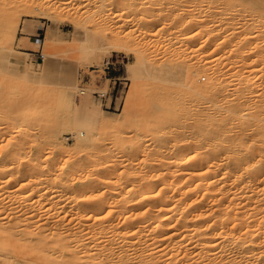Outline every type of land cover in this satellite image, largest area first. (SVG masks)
Returning <instances> with one entry per match:
<instances>
[{
	"label": "bare ground",
	"instance_id": "bare-ground-1",
	"mask_svg": "<svg viewBox=\"0 0 264 264\" xmlns=\"http://www.w3.org/2000/svg\"><path fill=\"white\" fill-rule=\"evenodd\" d=\"M38 1L46 4L45 0ZM195 1H198L201 6L204 5L201 7L203 9L200 16L197 17V13L193 14L200 19H197V22L194 21L195 19L188 20L186 25H188L187 28L191 26L190 29L194 22L195 25L203 26L204 35L201 38L203 41L200 40L199 44L201 48L194 45L196 49L195 47L192 49L196 51L200 48L203 52L207 49H211L209 52L215 49L221 51L218 55L223 54L222 57L215 53V58L212 53H210L212 57H206V54L204 55L201 51L199 53L197 50L198 54L206 57L202 59L198 56L203 62L196 59L198 54L196 55L193 51L196 55V63L193 65L183 63L187 61L185 57V61L175 65L169 61L153 62L142 54L133 63L125 65L123 79L134 81L137 88L155 86L154 88L165 91L167 100L175 98L177 94L174 92L178 91L189 101L191 100L190 108L187 107L189 105L184 106V103L188 101L182 97L184 95L181 94L183 101L187 100L184 103L180 101L182 99H179L180 96L175 98L179 99L184 110L188 108L189 115L187 113L181 115L180 113L184 112H177H180L182 117L190 118L183 121L181 117L182 121L175 120L176 123L173 121L175 118L172 114H168L172 120L171 118L168 120V117L167 120L159 117L165 115L167 109L164 107L167 108V106L162 104L165 102L168 105V101L166 102L164 94L160 95L157 92L159 97H162L161 100L165 101L160 102L159 98L160 105L155 102L156 105L152 103V106L155 105L154 108L158 113L154 111L157 114H162L158 115L161 120L149 121L154 116H148V114L144 120L145 122L148 120L145 123L148 126L145 129L149 128L148 132L154 128L152 133L156 134L158 143L154 140V136V139L150 137L149 141L151 144L156 143L155 147L149 145L147 140L145 141L147 146L144 148L143 143L141 145V142L138 143L136 140L142 139L143 135L145 139L142 140H146L148 138L146 136H152L150 133L145 135L142 130L141 133L144 134L139 137L136 132L139 129L136 128L135 133H132L135 134L134 136L131 134L134 130H127V134L123 127L133 123L129 124V120H125V114H120L119 117L124 116L123 122L122 118H119L125 132L123 136L127 134L125 136L127 137L130 134L129 136L138 137L132 139L136 140L137 144L131 143L135 148L133 150H136L135 154L130 149L132 150L130 155L135 158L127 154L129 149L123 152L124 156L126 154L129 156L128 158L127 156L123 158V155L119 154L122 150L118 154L123 159L120 161L118 156L120 162H117L114 158L117 147L122 144L120 139L123 142L121 135L123 132L116 128L121 134L116 132L120 135L116 139L119 142L117 141V146L114 147L115 154L112 153L114 150L110 149L111 151L103 152L100 157L93 158V155L88 158L87 165H80V152L86 153L85 151L93 147L97 149L96 138L101 132L105 119L100 102L90 101L91 94L97 93V90L93 91L88 86L82 87L77 77L75 81L72 78V81L68 80L70 78L67 71L68 77L65 74L64 77L67 79L65 78L64 84L67 82L65 86L82 94V102L75 112L70 114L71 117L69 113L67 118L64 116L67 120L68 117L70 118L68 120L71 121L70 123L67 120H64L66 123H60L59 119L58 121L54 119L55 122L40 126L44 127L42 137L40 136L42 140L33 139V142L36 141L37 150L28 151L30 154L26 162L20 157L24 153L20 154V151L16 152V149L19 145L24 146L29 143L34 135L32 134L34 132L31 133L34 128L28 130L29 124L33 125L29 121L26 124L28 115L31 116V113L23 112L22 116H18L25 119V124H21L24 130L21 131L22 128H20L19 139L13 137L9 146H3L4 148L0 149V264H264V0H192V2ZM30 2L31 0H0V35L3 32L7 38H10L11 31H15L17 13L25 11V8L29 14L34 11ZM173 3L172 5L175 6ZM92 4H94L93 0H87L85 5L92 9L95 6ZM172 5L170 8H176ZM151 9V11L155 10ZM144 10L143 15L146 17L142 19L148 27L159 24L161 20L164 22L165 17L173 15H163L165 12L155 14L156 12L148 11L147 7ZM119 12H115L117 17L122 16V11L120 14ZM128 14H123L125 16V18L122 16L125 19V21L122 19L125 22L123 24L132 23L135 20L134 15L128 16ZM178 15L181 16V14ZM172 19L178 20L175 17ZM56 22L57 20L53 19V26L48 29L45 40H52ZM176 24H172L171 27ZM26 28L25 32H28ZM183 28L184 26L182 30L185 32L186 28ZM196 30L199 31L198 28ZM91 32L84 29L81 38L78 39L81 62H90L91 59L103 53V50L109 48L99 43L95 33ZM189 33L185 35L189 36ZM188 36L184 37V41L191 48L192 44L198 43L197 36ZM184 41L181 42L185 44ZM182 50L184 51V48ZM4 51L5 49L2 53ZM189 52L187 55H191ZM182 54L183 52L178 56H183ZM12 55L16 56V54ZM43 55L47 62H53L56 59L53 54L44 53ZM3 63L2 67L6 69L7 75L10 72L13 75H20L19 65L11 61L9 56L3 57ZM111 63V59L107 58L104 65ZM6 73L0 77V80H3L4 84L9 83L7 80H12V83L1 89V93H6L5 99L11 97L9 104L8 101L3 103V106L7 104L5 114L6 116H12L15 113L20 115L21 106L18 107L20 100L18 98V101L16 96L27 97L32 101L33 95L20 90L25 88L19 81L21 79H15L18 80L15 83V80L9 78ZM203 73L207 76L210 74L209 77L214 76L216 81L214 83L209 81L211 78L205 77ZM21 74L30 75L31 73L26 67ZM204 80L211 83H204ZM19 85L21 88L18 87ZM72 89H70L71 94ZM145 90L149 89L146 87ZM172 93L176 95L172 96ZM101 94H106V90H101ZM167 95L171 97L167 98ZM145 97L148 98V96ZM68 101L71 108L73 101L69 98ZM170 102L173 103V100ZM134 103L136 102L133 99H128L127 106H133ZM172 103L171 105H174ZM171 105L169 104L170 107ZM169 106L168 109H171L173 113L174 107L178 104L173 108ZM181 106L179 105L177 109L182 110ZM146 107L151 114L153 107L150 108V104ZM163 108L164 115L160 113L163 112ZM143 110L145 111V108ZM144 114H141L143 119ZM155 117L157 118V115ZM30 119L32 120L33 117ZM11 124L8 127L12 128ZM63 125L71 126L73 129L75 143L72 148L76 153L74 150L72 151L74 153L70 152L67 145L61 144L63 141L59 137L63 129H60V126ZM145 125L143 123L138 127L142 128ZM11 133L14 134V132ZM101 135L104 134L101 133ZM125 137L124 142L130 143ZM126 146L125 149L128 148ZM55 148H58L60 155L69 158V160L64 158L66 162L64 161L63 165L59 162L60 166H56L57 160L54 162L55 165L49 162L48 151L46 154L44 152V149H49V154H53L57 150ZM87 155L91 156L92 152L91 155L90 153ZM141 157L142 160L140 159L139 163H134V160ZM107 188L113 190L108 196L106 194L109 192L104 191ZM102 191L105 192L106 197Z\"/></svg>",
	"mask_w": 264,
	"mask_h": 264
},
{
	"label": "rangeland",
	"instance_id": "rangeland-1",
	"mask_svg": "<svg viewBox=\"0 0 264 264\" xmlns=\"http://www.w3.org/2000/svg\"><path fill=\"white\" fill-rule=\"evenodd\" d=\"M85 1L87 2V0H85ZM85 1L84 0H45L44 2L46 4H43L41 1L31 0L30 3L32 5L34 11H32V13L29 14V11L26 10V8H25V11L22 10V11L18 12L17 13V17H16L17 22L15 24V31H11L10 38H7L6 35L3 32L0 35V50H2V51H3V49H5V51L7 50L6 52L5 51L3 52L4 54L2 53V51L0 53L1 54L0 62L2 61L0 63V77L3 76V74H5L7 72L6 69H4L2 67V65H4L3 57L9 56L11 61H13V62H15V63H17L19 65L18 70H19V74L20 75L16 74L17 75L16 76V75H13V73L11 74V72L8 75L6 73V75L9 78H12L14 80L15 79H18V80L21 79L19 81L24 84V85L23 84H21V85H23L25 88L24 89H20V90H22V91L24 90L25 93L33 95L32 96V98H33L32 101L29 100L27 97H25V98L21 97L20 94H19L20 97H18V95H17L16 99L18 100V98H19V100H20V102H18V104H19L18 107L21 106L19 108L21 111L18 110V112L20 111V115L18 113H15V114H13L14 117H13V115L12 116H8V115L6 116L5 108L7 107V104H4V106H3V103H4V101H5V103H7L6 101H8V104H9V102H11V100H9L11 97L6 98V99H8V100H6L5 99L6 93H1V92L3 90V87L11 85L10 83H12V80H10L11 82L9 80H7L9 82L8 84H4V81L2 80L3 81L2 82L0 80L1 81L0 82V96H1L0 104H1V101H2V104H1L2 106L0 107V122H1L0 123V128H1L0 129V133H1L0 134V149L4 148L6 146H9L10 143L12 142L13 137H16V139H17L18 137H20V134H21L20 132L22 130H24V128L21 127V124H25V119L23 117H19L18 118V116H22L23 112L25 114L26 113L27 114L31 113L30 114L31 116L28 115V119H30V117L31 118L33 117V119L32 120L31 119L30 120L27 119L26 120V124H28L29 122H32L33 126H31V123H30L28 130H31L33 128L34 129L37 128L36 130H38V132L36 130H35L36 132L33 131L34 130L33 129L31 131V133L34 132V133H32L34 135L31 134L33 137L30 138L29 143L25 144L24 146H20V145L17 146V149L19 147H21V148L18 149V151L16 149V152L20 151L19 152L20 154L24 153L20 157H21V159H23V161L25 159V162L29 158L28 157V155L30 154L29 152L30 151L31 152H35L37 150L35 148V147H37V146H35V142H36L35 140H39V141L42 140V138H40V136L42 137V132H43L44 127H40V126H45V125H42V124H50V123H52V121L53 122L58 121V119H59V121H61L60 123H62V122L66 123L65 121L67 120L66 118H67L68 113H69V115L70 114L72 115L75 112V109L78 108L77 106H79L80 102H82V97H83L82 94H80L79 92H75V89H72V88H69L68 86H65L67 82L64 84V82H65L64 80L67 79L68 75H69L68 78H70L68 80H70V81L74 80L75 81L76 77H77V79L79 80V83H80V85L82 87H84V86L87 87L88 86L93 91L97 90V93H100V95H97L96 93L91 94L92 96L90 97L91 98L90 101H93L95 103H98L97 101L100 102V107H101V109L103 111V116H104V119H105V122L103 123L104 125L102 124L101 132L97 136L98 139L96 138V140H97L96 142L97 143H96L95 146H97V149H96V147H93L95 149L90 148L92 150L89 149L90 151L89 150L85 151L86 153L89 151L88 153H90V155H91V152H92L91 156L87 155L88 153L87 154L84 153V151H83V153L80 152L81 153V155L79 154L80 155V159H81L79 161L80 165L81 164L82 165L83 164L87 165V161L89 163V159L88 158L93 157V155H94L93 158H96V156L100 157V155H102L103 152L111 151L110 149L114 150V151H112V153L114 152L113 154H115V152L117 151L116 154H115L116 156L114 155V158H116V161L118 162L121 159L120 155L122 156L124 154L123 152L125 150H126L125 152H127V150L129 149L127 154L128 153H129L128 155L131 154L130 152H132V150L135 149V148H133V146H132L133 144H131V143L136 142V140L138 141V143L141 142L140 143L141 145L143 143L142 147H144V146L146 147L147 146L146 142H147V140L148 141L151 140V139H149L150 137L152 139L155 138L154 140H156V138H157V136L155 137L156 134L152 133V130H154V128H151V127H153V126L150 127L151 129H150L149 132L147 131V130H149V128L145 129V127H148V126L145 125V123L148 120H146V122L144 121L147 118L146 117L147 114H148V116H154L155 119L154 118H151V120L149 119V121L153 120L152 122H155V120L158 121V119L161 120V118H163V119L165 118L167 120V117H168V120H169V118H171L170 120H172V117L170 115L168 116V114H172L173 118H175V119H173V121H175V120L179 121V120H181V117H182L181 115H184V114L186 115V113L188 111V108L187 109L185 108L186 111L184 110V106L186 107V105H189L187 107H190V108L192 106L189 103V102H191V100L189 101L187 99V97L184 94L181 93L182 95H184L182 97H185L188 100V101L185 100L187 102L183 101L184 99L181 97V94L178 91L174 92L178 96L176 94L173 95V93H172V96L176 95L175 98H177L179 96H180L179 99L182 98V99H180V101H183V103L185 102L184 106L182 105L183 108H181L182 106H181V102L179 101V99H175V98L172 97L171 100H170V98H168L170 95H167V98L169 99V100H167L166 96L164 94L165 91L163 92V90H161V89L158 90L157 87L154 88L155 86H146L147 89L150 90V92H149V90H145L146 87H142V86L138 85V86L141 87V88L139 87L140 90H138L139 88H137V85H134V81L128 80V79H123L125 77V65L127 63L128 64L129 63H133L134 61H136V58L138 56L142 55V54H144L146 57H149V59H151L153 62L157 61V63H160V62L162 63V62H168L169 61L171 63H174L175 65L178 62L182 63V61H185V60H187V61L183 62V63H185L187 65H189V64L193 65V63H196V59L199 60L198 56L202 57L203 54L204 55L206 54V57L207 56L208 57H212V54H213V58H215L214 57V53L216 55L221 54L220 53L221 51H217L215 49L214 50L212 49L213 51H211V52H209L211 49L210 50H208V49L204 50V52H203L202 49L200 50L201 47L199 46V44L201 43L200 40H202L201 38H203L202 36L204 35L203 34V29L204 28H203V26H199V24L195 25V22H197L200 19V18H197V17L200 16V13H202V9L203 8H201V7L204 6V5L202 4V6H201V4L198 1H195L196 2L195 3V2H192V0H186V1L185 0H180V1L179 0H174V1L173 0H168L167 1L168 3L166 2V4H165L166 0H160V1L159 0H152V1L151 0H138V1L137 0H93V3L95 4V6H93L94 4H92V6H93L92 9L89 8V7H86V5H85L86 2ZM116 1H119V2H116ZM120 1H122V2H120ZM130 1H132V2H130ZM149 1L152 2V4ZM187 1L190 2V3H188ZM170 2H172V3L174 2L173 4H175V6L172 5V3H170ZM132 3H133V5H132ZM181 3L183 5H181ZM198 4H200V5H198ZM129 5H130V7H129ZM168 5H170V6H168ZM171 5L176 7V8H174L175 10L172 9L173 7L170 8ZM144 6L147 7L148 11H150L152 13L156 12L155 14H158V12H159V14H162V13L165 12L163 15L167 14L168 16L169 15L171 16V14H173L171 17L172 18L175 17L178 20L172 19L171 17H168V18L165 17L167 20L165 18L163 19L164 22L161 20L162 22L160 21V23H162V24L159 23L157 25H149L151 27H148V25H146L144 23L143 19H142V18L145 19V17H146V15H143V14H145L143 11H145L144 9L146 8ZM191 6L192 7L195 6V7L192 8ZM196 6L197 7L199 6V7L197 8ZM131 7H132V10L130 11ZM138 7L140 8V10H138L139 9ZM148 7H150V8H148ZM151 8H154L155 10L151 11L152 10ZM195 8H197V9H195ZM200 8H201V10H200ZM22 9H24V8H22ZM33 9H31V10H33ZM40 9L42 10V12H41ZM157 9H159L161 11H162V9H165V10L160 12ZM170 9H171V11H166V10H170ZM194 9L197 10V11H195ZM119 11L120 12L122 11V16L124 18H125L124 15H127L128 13H129L128 16L130 14L132 16L134 15L133 18L135 20H133L132 23L123 24V23H125V22H123V21H125V19L122 16L120 17V15H118V17L116 16V13H118ZM133 11L135 12V14L133 13ZM27 12H28V14H27ZM98 12H100V13H98ZM120 12H119V14H120ZM137 12H139V13H137ZM182 12H184V13L182 14ZM96 13H97V15H96ZM195 13H197V15ZM178 14H181V16H179ZM193 14H195L197 17L193 16ZM97 16H98V18H97ZM188 16L191 17V18L188 19L189 18ZM169 18L171 20H169ZM53 19L57 20V22L55 24V29H54L55 32L53 33V38H52V40H45V38L47 37L48 29L50 28V26H53ZM122 19H124V20L122 21ZM179 19H180V21H179ZM184 19H186V20H184ZM191 19H195L194 20L195 22L193 21L194 22L193 23V27L190 29L191 26L189 28H187L188 25H186V24H187L188 20H191ZM140 20H141V22H140ZM173 20H174V23H172ZM169 21L171 23H169ZM184 21L185 22L187 21V22L184 24L183 23ZM165 24H166V26H164ZM172 24H176V25H173L174 28L171 27ZM179 25H180V27H178ZM181 25L184 26L183 29L186 28L185 32H184V30H182L183 26H181ZM25 26L30 29L29 33L25 32V28H26ZM195 26H196V28H195ZM169 28H171V29H169ZM197 28L199 29V31L196 30ZM37 29H38V32H37ZM84 29L90 30V32L93 31L91 33H93V34L95 33L94 35L96 36L97 41L99 43L105 44V45H107L109 47V48H107L108 50L107 49L103 50V53H100L98 55V57L91 59V61L87 62V63H86V61H82V62L80 61V55H79L80 52L78 50L79 49V45H80V43H79L80 40H78V39L81 38V36H82L81 34L84 31ZM175 29H177V30H175ZM178 30H180V31H178ZM201 30H202V32H201ZM0 33H1V31H0ZM37 33L39 35H37ZM185 33H187V34L189 33V36H191V37H192V35L193 36H197V42L198 43L192 44L191 48H189V44L184 41V37L186 38L188 36V35L186 36ZM199 33H201L202 35L199 34ZM31 34H35V37H33V39H37L40 42L39 45L33 46V52L36 55H30L29 53H27V52H30L28 48L31 47V45H30ZM118 36L120 38H118ZM118 40H120V41H118ZM181 41H184L185 44H183V42H181ZM117 42H118V45H117ZM126 44H127V46H126ZM166 44H168V45H166ZM183 45H186L187 47L185 46L186 47L185 48ZM194 45L196 47H198V46L200 47L197 50H199V53L202 52L203 53L202 55L198 54L197 50L195 51L196 47ZM120 46H121V48H120ZM193 47H195L194 50L192 49ZM183 48H184L185 52L182 50ZM177 49H178V51H177ZM9 50H14L15 52H13V51L10 52ZM180 50L183 52V54H182L183 56H178V55H181V53H182V52H180ZM186 50H187V52H186ZM189 50H190V52H189ZM173 51L175 53H173ZM193 51H195L196 55L197 54L198 55L196 56ZM188 52L191 55H187ZM10 53L11 54H16V56L15 55L11 56ZM41 53L42 54L49 53V54L55 55L56 56L55 57L56 58L55 61L57 60L56 64L54 63L55 61L47 62V59H46V57L44 55H43L44 58L40 57ZM192 53H194V55H192ZM210 53H212V54H210ZM222 55L221 56L218 55V56L222 57ZM195 56H196V59H195ZM185 57H187V59H185ZM190 57H193V58H190ZM206 57L204 56V57H202V59H206ZM107 58L111 59V61H112V63L109 64L110 65L109 69H105L108 65H104L105 60ZM188 59H192V60L190 61ZM202 59L200 58L199 62H201ZM25 63H26V65H25ZM67 66H68V68H66ZM26 67L30 70L31 74L33 72L32 76H31V74L30 75L21 74ZM8 70L12 71L11 68H8ZM66 71H67L68 75L66 74ZM210 72H212V70H210ZM65 74H66L67 77H64ZM203 74H202V76H203ZM18 76H20V78ZM204 76L205 77H209L210 74L208 76L204 74ZM30 77H33V78H30ZM71 78H72V80H71ZM81 79H83V82H81L82 81ZM108 79H110V80H108ZM209 79H210L209 81H212L213 83L216 81V78H214V76L209 77ZM213 79H215V80H213ZM18 80H15V83H17ZM206 81H208V80H206ZM206 81L204 83H211L209 81L208 82H206ZM21 85H19L18 87H20ZM28 86H30V87H28ZM70 89H72V94H71V90ZM134 89H136L135 93H134ZM69 90H70V94H69ZM101 90H106V94H103V95H105V99H103V97H101V95H102L101 94ZM155 90H156V92H155ZM160 90H161L162 93L160 92ZM143 92L146 95H144ZM145 92H147V93H145ZM157 92L160 93V95L164 94V98H165L166 102L168 101L167 102L168 105L165 104V102H164V104H162L163 102L161 103L163 106H167V108L164 107L165 109H167L166 113L164 112L165 111L164 108H163V112L159 111L160 113H163V115L165 113L164 116H159L161 118H159L158 115H162V114H157L158 112L156 111V109L154 107H155L156 103H159L158 105H160V102L161 101H165V100H161L162 97H159V94ZM25 93H23V94H25ZM148 93H149V95H148ZM138 94H139V96H138ZM166 94H168V92ZM71 95L73 97H71ZM8 96H10V95H8ZM135 96H136V98L137 97L138 98L136 99ZM145 96H148V98L150 100L147 97H145ZM153 96H155V97H153ZM156 96H158V97H156ZM130 97H132V98H130ZM68 98L73 101L71 103L72 104L71 108H70V105H69ZM159 98H160V100H159ZM3 99H5V100H3ZM34 99L36 101H34ZM128 99H133V101L136 102V103H134L133 106H130L131 108L127 106ZM172 100H173V103L172 102L169 103V101H172ZM28 101H29V103H28ZM174 101L178 104V106L179 105L181 106L180 109H182L183 111L177 109L178 106H176V107H174L175 110L177 109L176 112L174 113V111H175L174 109H173L174 110L173 113H172L171 109H170L171 110V112H170V110L168 109L169 104L170 105H171V103L174 104V105H171L172 108H173V106L177 105L176 103H174ZM32 102H35L36 104L32 103ZM24 103H26V104L23 105ZM152 103L155 104V105L152 106ZM148 104H150V108L153 107L151 109V111H150L151 114H149V111L147 110V107H146V106H148ZM144 105H146V106H144ZM61 106L62 107L64 106L63 109H62ZM141 107L143 109L145 108V111L143 109H141ZM31 109H33L32 110L33 112L30 111ZM45 109H46V111H45ZM139 109H140V111H139ZM127 110H129V111H127ZM142 111H144L145 113L147 111L148 113L144 114V112H142ZM177 111L184 112V113H180L179 112L181 114L180 115ZM168 112H170V113H168ZM37 113H38V115H37ZM78 113H81V112L79 111ZM120 114H125V120L126 121L129 120L128 121L129 124H131V123H133V124L123 127L122 122L124 121L123 120L124 116L123 115H122L123 117L120 116L122 118V120H121L122 122H120V119H121L119 117ZM141 114L142 115L144 114V116H145L144 119H143V116ZM49 115L52 118H50ZM71 115H70V117H71ZM155 115H157V118L155 117ZM187 115H189V113H187ZM176 116H178L177 119H176ZM179 116H180V118H179ZM12 117L14 119H12ZM8 118H9V120H8ZM15 118H17V119H15ZM43 118L45 119L44 121H43ZM148 118H150V117H148ZM187 118H189V117L188 116L186 118L182 117V119H184L183 121H187V120L190 119V118L189 119H187ZM54 119H55V121H54ZM69 119L70 118L68 117V120ZM10 121H11V123L12 122H14V123L11 124ZM15 121H16V123H15ZM106 121H107V123H106ZM142 121H143L145 126L140 128L138 126L143 124ZM44 122H47V123H44ZM68 122L70 123L71 121H68ZM9 123L11 124L12 128L8 127L10 125ZM33 123H35V124H33ZM37 124H40V125L38 126ZM136 124H137V126L135 127ZM12 125L13 126L16 125V126H14L15 128ZM34 126H36V128ZM118 126L120 128H118ZM122 127L125 129L126 133L129 130L130 131L134 130L133 132H131V134L135 133V129L136 128L139 129V131H136L137 134H139V137H141V135L144 134V133H145V135H148L150 133V134H152V136H146L148 138H146V140H142L145 137L143 135L144 137L142 136L141 137L142 139L139 138V140H142V141H139L138 139H136L134 141L132 139H135V137H137V136L132 137V135L134 136L135 134H132L131 136H129L130 135L129 134L128 135L129 137L127 136L128 137L127 138L125 136L128 133L123 136V134L125 132H123V128ZM7 128H9L10 130L7 129ZM20 128H22L21 131L19 130ZM38 128L40 129V131H39ZM116 128L120 129L121 133L122 132L123 133L121 134L120 131L116 130ZM121 128H122V130H121ZM60 129H63V130H61V135H60L61 137H59V139L61 141H63L61 144L67 145L68 146V150H70V152H72L73 150L75 152V149L72 148L74 143H75V139H74L75 138V134L73 133V129L71 128V126L68 127V125L60 126ZM104 130H106V131H104ZM142 130H143L144 133L143 132L141 133ZM109 131H111V132H109ZM146 131H147V133H146ZM11 132H14V134L11 133ZM116 132L120 133L123 136V138H122L123 142L120 139L122 144H121V146H118V147H121V148L117 147V149L115 151L114 147H115V145L117 146V141H118L116 139L119 138V135H120V134L118 135ZM101 133L104 134V135H101ZM115 134H117V137H115L116 136ZM12 135H15V136H12ZM37 136H39V137L37 138ZM122 136H120V137H122ZM153 136H154V138H153ZM124 137L126 138V140L130 141V143L128 142L129 145H128L127 142H124ZM99 138H101V139H99ZM33 139H35L34 140L35 142H33ZM131 140H132V142H131ZM6 141H8V142H6ZM152 142H153V140H152ZM101 143H103L104 145L101 144ZM144 143H145V145H144ZM148 143H149V145L155 147L156 143H152L153 145L151 144V141H149ZM157 143H158V141H157ZM97 144H99V145H97ZM125 144H127L128 146H126ZM136 144H137V142H136ZM140 144H139V146H140ZM125 146H126V148L127 147L128 148L125 149ZM134 146H135V144H134ZM104 149H105V151H104ZM130 149H132V150H130ZM55 150H56V152L53 153V154L52 153L49 154L50 153L49 149H46V150L44 149V152L46 154L47 153L46 151H48L47 154L49 155L48 156L49 157L48 158L49 162L54 164L55 160H57L56 163H55L56 166H60L59 164H61V163L63 165L66 162L67 158L65 156H62V155L59 154L58 148H55ZM94 150H96V151H94ZM121 150H122V153H119V152H121ZM74 152H72V153H74ZM135 152H136V150L134 152H132V153L135 154ZM127 154H126V156L128 158L129 156ZM70 155H73V154H70ZM124 155H123V158H126V156H124ZM84 156H85V159H84ZM87 156H89V157H87ZM118 156L120 157L119 160H118ZM44 157H46V156H44ZM64 158H66V159H64ZM77 158H79V156ZM131 158H135V156L134 157L131 156ZM137 159L134 160V163H139V161L142 160V157L141 158H137ZM67 160H69V158ZM128 160H131V159H128ZM100 161H102V160H100ZM59 162H61V163H59ZM95 164H97V163H95ZM105 165L106 164L104 162V166ZM107 190H110V191H107ZM104 191L106 193L109 192L108 194H106L108 196V195H110L112 193L111 191H113V190L107 188ZM102 193H103V191H102ZM106 195H105V197H106Z\"/></svg>",
	"mask_w": 264,
	"mask_h": 264
},
{
	"label": "crops",
	"instance_id": "crops-1",
	"mask_svg": "<svg viewBox=\"0 0 264 264\" xmlns=\"http://www.w3.org/2000/svg\"><path fill=\"white\" fill-rule=\"evenodd\" d=\"M27 29H28V32H27V33H29V32H30V29H29V28H27ZM37 32H38V29H37ZM37 35H39V34L37 33ZM33 37H35V34H31V38H30V45H31V47L28 48L30 52H27V53H29L30 55H36V54L33 52V46H35V45H39V44H40V42H39L37 39H33Z\"/></svg>",
	"mask_w": 264,
	"mask_h": 264
},
{
	"label": "built area",
	"instance_id": "built-area-1",
	"mask_svg": "<svg viewBox=\"0 0 264 264\" xmlns=\"http://www.w3.org/2000/svg\"><path fill=\"white\" fill-rule=\"evenodd\" d=\"M40 57L44 58L42 53H41V56ZM109 67H110V65H108L105 69H109ZM81 80L83 82V79H81ZM96 94L97 95H100V93H96ZM101 97H103V99H105V96L104 95H101Z\"/></svg>",
	"mask_w": 264,
	"mask_h": 264
}]
</instances>
